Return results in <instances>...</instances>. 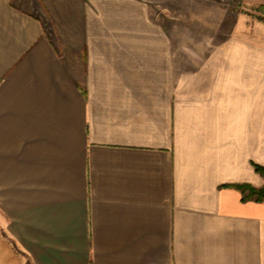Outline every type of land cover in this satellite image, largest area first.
<instances>
[{
	"label": "crops",
	"instance_id": "1",
	"mask_svg": "<svg viewBox=\"0 0 264 264\" xmlns=\"http://www.w3.org/2000/svg\"><path fill=\"white\" fill-rule=\"evenodd\" d=\"M158 2L0 0V264H264V35Z\"/></svg>",
	"mask_w": 264,
	"mask_h": 264
},
{
	"label": "rangeland",
	"instance_id": "2",
	"mask_svg": "<svg viewBox=\"0 0 264 264\" xmlns=\"http://www.w3.org/2000/svg\"><path fill=\"white\" fill-rule=\"evenodd\" d=\"M159 1V0H153ZM182 0H171L173 8H178ZM227 6V12L221 26L218 28H203L204 33H219L221 36L229 35H264V11L258 9L259 0H220ZM161 4L162 2H158ZM173 9V11H174Z\"/></svg>",
	"mask_w": 264,
	"mask_h": 264
},
{
	"label": "trees",
	"instance_id": "3",
	"mask_svg": "<svg viewBox=\"0 0 264 264\" xmlns=\"http://www.w3.org/2000/svg\"><path fill=\"white\" fill-rule=\"evenodd\" d=\"M258 9L264 11V5L259 6ZM258 18L259 20L264 21V16H259ZM254 168L264 179V165L254 164ZM229 186H233L241 192L243 201H264V183L259 186L249 183L231 184Z\"/></svg>",
	"mask_w": 264,
	"mask_h": 264
}]
</instances>
